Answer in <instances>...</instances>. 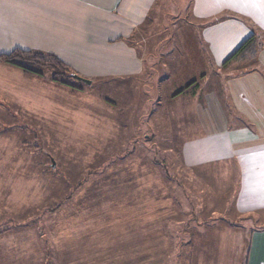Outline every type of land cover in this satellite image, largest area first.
I'll list each match as a JSON object with an SVG mask.
<instances>
[{"label":"rangeland","instance_id":"rangeland-1","mask_svg":"<svg viewBox=\"0 0 264 264\" xmlns=\"http://www.w3.org/2000/svg\"><path fill=\"white\" fill-rule=\"evenodd\" d=\"M184 1L135 34L138 75L71 87L0 61V264L247 263L264 214H239L234 170L186 165L183 145L221 127L220 82L259 64L262 40L227 61L251 36L232 47L234 24L167 39Z\"/></svg>","mask_w":264,"mask_h":264},{"label":"crops","instance_id":"crops-1","mask_svg":"<svg viewBox=\"0 0 264 264\" xmlns=\"http://www.w3.org/2000/svg\"><path fill=\"white\" fill-rule=\"evenodd\" d=\"M174 1L0 0V53L14 48L40 50L55 54L82 75H138L147 66L132 40L167 2ZM183 4L185 20L181 17L176 21L182 23L168 25V32L174 30L167 39L176 35L182 40L189 29L196 40L193 24L200 23L206 25L205 38L214 41L217 25L231 23L237 29L232 47L249 33L261 35L263 46L256 60L264 70V0H185ZM241 72H230L220 82L231 108L223 111V124L184 142V162L193 167L221 161L222 168L233 169L237 212L259 215L264 214V75L254 67ZM249 239L246 264H264V225L254 227Z\"/></svg>","mask_w":264,"mask_h":264},{"label":"trees","instance_id":"trees-1","mask_svg":"<svg viewBox=\"0 0 264 264\" xmlns=\"http://www.w3.org/2000/svg\"><path fill=\"white\" fill-rule=\"evenodd\" d=\"M259 37L261 40V35L258 34L257 32H253V34H251V36L246 39L228 58V60H231L237 56H239V54L244 51L248 45L250 44V42H252L253 40H255V38ZM263 46V40H262V44L260 46V48ZM257 57V55L255 56V58ZM0 61L1 62H5L7 64H9L10 66H14L19 68L23 73L28 74V75H34V74H38L40 75L41 69L43 67L48 68V70H50L52 72V77L51 80L54 82H58L61 84H66L68 86L71 85V87L73 86L70 83H67L65 81V78L68 76H73L72 74L77 73L75 72L69 65H67L66 63H64L58 56H56L53 53H49V52H43L40 50H30V49H21V48H14L9 52L6 53H0ZM255 61H257L255 59ZM257 64V63H256ZM256 68L257 70H259L261 73H263L264 75V70L262 69V67L257 64V65H252L249 68ZM249 68H245L244 70H247ZM243 72V71H242ZM241 71L237 72V73H242ZM191 85H197V82H191ZM190 85H188L187 87H189ZM186 87V88H187ZM181 92V90L179 91Z\"/></svg>","mask_w":264,"mask_h":264},{"label":"water","instance_id":"water-1","mask_svg":"<svg viewBox=\"0 0 264 264\" xmlns=\"http://www.w3.org/2000/svg\"><path fill=\"white\" fill-rule=\"evenodd\" d=\"M76 79H79V80H81V81H83V82H85V83H91V80L90 79H86V78H84V77H82V76H80V75H78V74H76V73H74V74H72Z\"/></svg>","mask_w":264,"mask_h":264}]
</instances>
